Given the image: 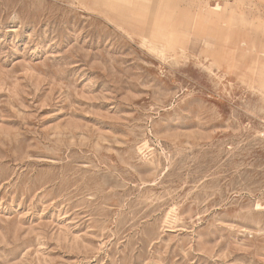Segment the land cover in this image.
<instances>
[{
	"label": "rangeland",
	"instance_id": "rangeland-1",
	"mask_svg": "<svg viewBox=\"0 0 264 264\" xmlns=\"http://www.w3.org/2000/svg\"><path fill=\"white\" fill-rule=\"evenodd\" d=\"M0 264H264V0H0Z\"/></svg>",
	"mask_w": 264,
	"mask_h": 264
}]
</instances>
